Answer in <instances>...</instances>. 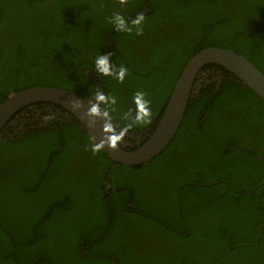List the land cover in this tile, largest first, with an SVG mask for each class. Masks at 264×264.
I'll return each instance as SVG.
<instances>
[{"label": "trees", "instance_id": "trees-1", "mask_svg": "<svg viewBox=\"0 0 264 264\" xmlns=\"http://www.w3.org/2000/svg\"><path fill=\"white\" fill-rule=\"evenodd\" d=\"M116 13L131 32L110 22ZM211 46L264 73V0H0V105L38 85L96 102L103 93L115 139L136 149L188 60ZM101 54L111 75L95 67ZM137 93L147 124L133 121ZM93 145L53 102L4 127L0 264H264V99L225 67L200 70L177 134L152 161L116 163Z\"/></svg>", "mask_w": 264, "mask_h": 264}, {"label": "water", "instance_id": "water-1", "mask_svg": "<svg viewBox=\"0 0 264 264\" xmlns=\"http://www.w3.org/2000/svg\"><path fill=\"white\" fill-rule=\"evenodd\" d=\"M211 63L225 67L264 99V73L243 54L232 49L211 46L201 49L188 60L156 128L136 149L128 150L115 139L101 101H93L77 92L57 86L38 85L11 93L0 105V134L13 116L24 107L38 102H53L72 113L85 127L91 139L114 162L127 165L146 164L158 156L177 134L184 120L196 78L200 70ZM93 105L97 106L98 114L90 113L89 109ZM263 183L264 180L259 185Z\"/></svg>", "mask_w": 264, "mask_h": 264}, {"label": "clouds", "instance_id": "clouds-1", "mask_svg": "<svg viewBox=\"0 0 264 264\" xmlns=\"http://www.w3.org/2000/svg\"><path fill=\"white\" fill-rule=\"evenodd\" d=\"M121 3H124L125 0H120ZM144 20V14L143 13H138L136 18L131 21V25L136 26V32L137 34H140V27L142 21ZM110 22L116 27L117 30L123 31V32H131L132 27L126 23L125 18L119 14L116 13L114 16L110 18ZM95 67L98 72L102 73L103 75H111V68L109 65L108 61V54H101L95 59ZM127 70L123 67L120 68V71L118 73L117 79L123 80L124 74ZM96 99L98 101H104L105 96L103 93H98L96 96ZM134 101L138 106V110L136 112L135 117L133 118V121L135 123H144L147 124L150 122V116H151V111L150 108L148 107V101L143 99V93H137L134 96ZM90 113L92 114H98V108L96 105H93L89 109ZM105 116H107V113H104ZM127 113L125 114V118H127ZM132 125L129 124L128 127H131ZM100 147L99 144L93 145L92 150L96 151Z\"/></svg>", "mask_w": 264, "mask_h": 264}, {"label": "flooded vegetation", "instance_id": "flooded-vegetation-1", "mask_svg": "<svg viewBox=\"0 0 264 264\" xmlns=\"http://www.w3.org/2000/svg\"><path fill=\"white\" fill-rule=\"evenodd\" d=\"M116 136H118V138L121 139V138H120V137H121L120 134H117V133H116ZM145 137H147V136H143V137H141V138L138 140V143H140L141 141H143ZM121 140H122V139H121ZM128 145L135 146V145H137V142H136V143H128ZM175 232H177V233L179 234L178 231H175Z\"/></svg>", "mask_w": 264, "mask_h": 264}]
</instances>
